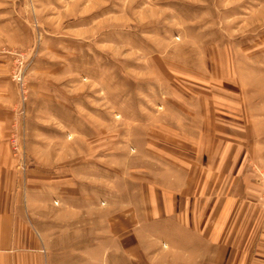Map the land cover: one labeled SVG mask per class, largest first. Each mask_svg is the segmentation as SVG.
Wrapping results in <instances>:
<instances>
[{
  "label": "rangeland",
  "instance_id": "rangeland-1",
  "mask_svg": "<svg viewBox=\"0 0 264 264\" xmlns=\"http://www.w3.org/2000/svg\"><path fill=\"white\" fill-rule=\"evenodd\" d=\"M0 101L47 264H158L184 158L264 146V0H0Z\"/></svg>",
  "mask_w": 264,
  "mask_h": 264
},
{
  "label": "crops",
  "instance_id": "crops-1",
  "mask_svg": "<svg viewBox=\"0 0 264 264\" xmlns=\"http://www.w3.org/2000/svg\"><path fill=\"white\" fill-rule=\"evenodd\" d=\"M262 121L256 120L254 133L264 132ZM8 124L0 113V264H47L44 240L21 208L22 171L5 140ZM196 154L184 158L182 173L174 174L175 192L165 196L166 205L149 211L168 218L164 235L172 236L168 245L157 234V263L264 264V209L256 175L257 170L264 172V146L254 141L252 168L228 142L210 154ZM154 223L160 227L162 221L144 225ZM163 243L169 248L161 249Z\"/></svg>",
  "mask_w": 264,
  "mask_h": 264
},
{
  "label": "built area",
  "instance_id": "built-area-1",
  "mask_svg": "<svg viewBox=\"0 0 264 264\" xmlns=\"http://www.w3.org/2000/svg\"><path fill=\"white\" fill-rule=\"evenodd\" d=\"M17 64H19V65H17ZM15 66L16 67H15L14 71L12 72V78L15 81V83L19 86L20 90L24 91L23 90L24 89V83H23V77H22V73H23L22 64H21V62H18L15 64ZM23 97H25V96L23 95L22 98ZM11 145H12V149H14L15 151H17L19 153V154H16V155H18V159L20 162L18 167L20 166L24 170L23 167L26 164V160H25L23 155H20L22 153L21 149L14 142H12ZM21 168H20V170L23 172V170ZM256 174H257V181H258V184L260 186L257 198L259 201L260 200L263 201L264 200V172L257 170ZM262 205L264 206V201H263Z\"/></svg>",
  "mask_w": 264,
  "mask_h": 264
}]
</instances>
